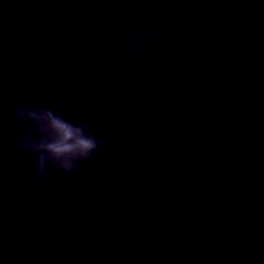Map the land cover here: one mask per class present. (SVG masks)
Returning a JSON list of instances; mask_svg holds the SVG:
<instances>
[{
    "label": "water",
    "instance_id": "obj_1",
    "mask_svg": "<svg viewBox=\"0 0 264 264\" xmlns=\"http://www.w3.org/2000/svg\"><path fill=\"white\" fill-rule=\"evenodd\" d=\"M3 38L113 149L66 225L0 219V264H264V0H0ZM26 169L0 152V204Z\"/></svg>",
    "mask_w": 264,
    "mask_h": 264
},
{
    "label": "clouds",
    "instance_id": "obj_2",
    "mask_svg": "<svg viewBox=\"0 0 264 264\" xmlns=\"http://www.w3.org/2000/svg\"><path fill=\"white\" fill-rule=\"evenodd\" d=\"M37 85L19 73L0 39V152L27 164L18 185L3 194L0 219L11 222L16 211L30 217L28 231L40 235L54 221L66 225L75 208L57 212L55 200L65 184L79 185L110 154L113 143L86 113L73 115L47 99H37Z\"/></svg>",
    "mask_w": 264,
    "mask_h": 264
}]
</instances>
